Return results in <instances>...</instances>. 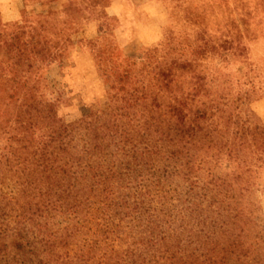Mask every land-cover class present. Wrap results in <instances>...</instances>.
Wrapping results in <instances>:
<instances>
[{"label": "rangeland", "instance_id": "374dc122", "mask_svg": "<svg viewBox=\"0 0 264 264\" xmlns=\"http://www.w3.org/2000/svg\"><path fill=\"white\" fill-rule=\"evenodd\" d=\"M111 1L26 0L14 22L0 6V264L90 248L97 264L264 262V62L245 51L264 45V0H200L207 25L242 39L229 59L169 19L127 58L99 42ZM101 97L102 118L86 115Z\"/></svg>", "mask_w": 264, "mask_h": 264}, {"label": "crops", "instance_id": "0c3cea01", "mask_svg": "<svg viewBox=\"0 0 264 264\" xmlns=\"http://www.w3.org/2000/svg\"><path fill=\"white\" fill-rule=\"evenodd\" d=\"M15 2V0H0L1 16L5 22L17 21L25 13L26 0H18V6L13 4ZM65 7L61 6L58 10ZM105 13L114 23L111 30L105 32L99 42L113 35L114 45L119 46L127 58L136 57L137 54H142L161 42L167 19L171 20L174 33L179 40L209 39L221 53L227 54L228 59L234 51L235 43L242 40L238 36L223 38L216 27L207 25L200 0H189L168 8L159 0H112L105 8ZM245 46V51L252 57L251 61L260 66L259 63L264 62V45L260 53H255L248 41ZM218 63L204 68L207 70H203L205 71L203 75L206 72L208 73L205 75H209V69ZM261 83L263 95L255 103L254 109L261 123L264 124V79Z\"/></svg>", "mask_w": 264, "mask_h": 264}, {"label": "trees", "instance_id": "16d2710c", "mask_svg": "<svg viewBox=\"0 0 264 264\" xmlns=\"http://www.w3.org/2000/svg\"><path fill=\"white\" fill-rule=\"evenodd\" d=\"M159 108H162V105H160ZM55 245H56V243H54V239L52 237H47V240L44 241L45 252L47 253L52 248H55L56 247ZM144 247L149 248V246H144ZM91 251H92V249L90 248L89 252L87 251V254H85V255L83 254L82 256H80L77 264H97L96 262H93L94 258H92L90 256ZM258 253H259V251H258ZM258 253H256V254H258ZM253 255H254V253H253ZM251 256L252 255L250 253H246V254L242 255V260L239 261V263L240 264H262L263 263L264 264L262 258H260L259 256L256 255V257L249 259ZM69 259H70L71 264H73L71 258H69ZM135 259L136 260L130 262V264H151L154 261L153 259H148L146 257V255H142L141 257L139 256L138 258H135ZM245 259H247V260H245ZM159 260H163V258H161ZM66 262H67V260H66ZM66 262L62 261L61 264H69ZM51 263H52L51 261H48V262L45 261V262H41L40 264H51ZM9 264H26L25 256H23L22 258L20 256L19 260H17V258H15V259L11 260V263H9ZM100 264H105V263L102 260V262H100ZM114 264H122V260L115 261ZM156 264H158V263L156 262ZM211 264H224V263L221 260L220 261L217 260V262L214 261Z\"/></svg>", "mask_w": 264, "mask_h": 264}, {"label": "clouds", "instance_id": "9594fccd", "mask_svg": "<svg viewBox=\"0 0 264 264\" xmlns=\"http://www.w3.org/2000/svg\"><path fill=\"white\" fill-rule=\"evenodd\" d=\"M264 79V77H262ZM107 101L104 97H101L97 102H96V107L94 109H85L84 113L86 115H91L92 112H96L97 116L102 118L103 116V110L106 105ZM177 121H179V117L176 118Z\"/></svg>", "mask_w": 264, "mask_h": 264}]
</instances>
